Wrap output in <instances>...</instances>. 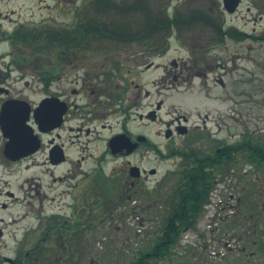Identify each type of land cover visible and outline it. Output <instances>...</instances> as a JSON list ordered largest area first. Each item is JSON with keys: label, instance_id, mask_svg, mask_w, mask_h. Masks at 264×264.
Wrapping results in <instances>:
<instances>
[{"label": "rangeland", "instance_id": "obj_1", "mask_svg": "<svg viewBox=\"0 0 264 264\" xmlns=\"http://www.w3.org/2000/svg\"><path fill=\"white\" fill-rule=\"evenodd\" d=\"M55 1L11 0L1 6L4 11L13 9L14 18L25 20L31 30L36 29L40 32L67 25L72 19L71 11L75 10V7L79 11L85 2L90 4V1L85 0H62L60 6H55ZM110 1L114 5H121V2L131 0ZM183 1L172 0V5L177 7L178 14L182 16L181 19H187L186 15L190 17L192 12L196 11L197 7L199 8L200 0H194L190 7L185 6ZM161 3L162 0L152 1L148 3V6L151 10L156 11ZM92 5L86 7L88 8L86 14L91 18L94 14ZM248 5L254 4L251 0H242L236 12L227 15L228 25L242 26L248 31L255 29L256 33H260L264 29V22L253 21L250 18L251 16L257 18L256 12L260 11L253 6L250 11H247ZM205 7L207 8L208 4L205 3ZM191 10L193 11L191 12ZM107 11V13L98 15L101 20H135L136 22H143L144 20L141 14L122 17L114 10L108 9ZM13 26L10 24V27L14 28ZM205 28L207 30V26ZM202 29L196 20L181 22L174 30L176 33L170 40L167 53L163 58L154 60V62L168 64L171 58L186 57L187 51L182 43L197 49L198 47L193 46V43L195 44L199 40L200 33L205 31ZM28 46L37 47L35 44ZM101 48L108 53L103 55L102 51H99ZM91 49L94 51L88 52L85 59V56L81 57L84 59L82 62L77 59L72 64L75 67L80 64L87 66L92 75L91 80H88L89 82L92 81L90 85L94 86V81H97L96 88L98 90L100 88L102 93L95 101L99 105L97 109L109 114L105 119L95 121L90 119L88 121L90 127L97 128V131L90 135L75 136V127L82 126V123L85 122L80 114L75 115L76 118L72 120L69 118L61 128V139L68 146L69 154L74 159L82 160L80 165L76 162L75 166H69V169L73 170V175L67 176L68 165L66 164L55 167L51 171L41 162V157L38 154L34 158L29 157L20 161H7L0 164V192L2 193L0 194V202L6 203L5 208L0 207V227L3 233L0 237V258L3 256L16 258L30 246L39 244L40 252L49 251L47 253L49 257L44 260V263L56 264L55 258L64 256L63 260L58 261L59 264H131L139 251L149 248L150 242L155 237L154 233L163 221L158 217V214H163L162 210L166 208L167 192L169 186L177 180L178 173L175 174L174 171L179 168L182 160L178 156L162 158L155 152L145 153L143 148L128 156H111L105 152V143L112 134L126 127L131 132H142L156 139L157 144L164 151L167 147L175 148L186 144L182 138L185 140L188 136H175V138L167 140L162 131L164 121L173 115L189 113L192 116L191 120H197V113H204L205 108H201L199 97H197L199 96V92L196 91L198 79L194 78L195 92L191 95L192 98L180 97V94L175 90L183 88L181 83L175 84L176 87L166 88L165 85H169V82L162 83L159 81L162 68H157L156 65L145 67L149 63V59L152 58L148 54L149 49L146 46L136 42L127 49L126 47L117 48L113 42H106V39L102 38L97 39L91 45ZM30 50L28 48V52ZM0 52H3L2 47H0ZM221 55L226 60L227 57L230 59L233 55L232 59H234V62L228 61V66L232 70L229 76L226 75V79L229 78L232 81L226 88L232 99L227 98V101L208 100L209 104L218 109L214 110L209 106L212 109L211 114L219 119L222 128H226L225 124H227L232 132L237 135L246 129L252 139H264V40H246L242 43L228 42V48L226 51L222 50ZM36 57L37 55L31 56L29 64L34 62ZM43 57L44 63H49V57L47 55ZM72 69L78 70L80 74L83 73V70L78 66L77 68L61 67L59 70L60 77L68 79L72 75ZM104 71H107V74L101 76L100 73L103 74ZM110 72L114 74L112 77L108 75ZM22 73V71H14L12 76L15 77ZM23 74L25 76L10 88V94L14 97L25 96L31 102H37L40 97V90L36 79L32 77V74H36V72H31L28 68V72L25 71ZM106 77H110V79L106 80ZM26 79L29 81L28 85L24 84ZM137 85L142 88L140 95H137ZM71 86L77 87L72 83L63 81L61 88L69 91L68 88ZM118 86L121 97L119 96L118 99L116 96L113 98L109 96L110 93L117 92ZM145 89L149 90L148 96L144 95ZM224 90L220 88L221 97L227 96L224 94ZM69 98L80 105L91 100L86 93L81 97L70 93ZM159 99L163 100V106L157 112L158 119L151 120L139 117V113L144 114L153 107L149 103H154ZM123 109L129 110L130 115L127 116V112ZM102 123L106 126L103 127ZM68 125L74 129L69 130ZM190 138L192 139V137ZM229 138H233V136ZM195 143L198 146L200 142L196 141ZM196 144L190 145L196 146ZM99 160L102 170L96 168L93 172L95 163ZM128 161L147 168L155 167L157 169V173L148 175L146 181L150 185L149 188L154 185L157 192H150L153 188H146L144 191L137 192L139 197H134L135 190L126 191L122 185L123 193L131 195V197L121 201L119 200V186L121 185L103 184L107 179L109 181L118 179L120 175L127 177ZM234 170L236 177L240 175V168ZM168 171H173V173L166 178V182L162 183L161 179ZM60 175L65 177L58 180ZM54 177L55 180H53ZM246 179L251 183H247ZM236 184L237 186H235ZM233 187L232 192L235 193L262 192L264 189V168L253 166L246 177H243L242 180L237 179ZM6 191H11L13 196H6ZM148 193H151L149 199ZM229 193L227 190L221 196L222 202L215 208L216 221H219V216L228 213V207H224V205H226ZM90 203H92L91 206H89ZM60 206L62 209L58 212ZM83 209L86 210L88 216L86 212H83L81 218L77 219L84 220L86 218L87 223L93 226L92 231H75V236L66 234L64 236L65 250L60 248L59 239L54 238L50 241V236L46 238L47 235L44 234L42 226L52 222L54 215L60 216L61 219L63 217L68 218L71 213L76 211L80 213ZM210 214L211 212L206 211L200 217L201 227H206L211 221ZM69 219L72 220L73 218L69 217ZM228 223V221L225 222L226 225ZM70 237L73 238L71 242L67 241ZM40 252H35V254L40 255ZM190 253H184L178 247L173 252L175 255L172 254L171 258L161 259L153 264H178L190 259L188 258ZM32 256L33 253L26 259L31 260ZM71 256L73 260L70 258ZM30 260L24 264H31ZM197 263L193 262V264Z\"/></svg>", "mask_w": 264, "mask_h": 264}, {"label": "flooded vegetation", "instance_id": "obj_2", "mask_svg": "<svg viewBox=\"0 0 264 264\" xmlns=\"http://www.w3.org/2000/svg\"><path fill=\"white\" fill-rule=\"evenodd\" d=\"M8 1L11 0H0V47H2L3 50V52H0V164H3L7 161H20L29 157L34 158L35 155L38 154L39 157H41V162L51 171L55 167L66 164L68 165L67 176L73 175V170H70L69 166H75L76 162H78L80 165L82 160L74 159L69 154L68 146L61 139V128L66 124L69 118L72 120L76 118L75 115L80 114L82 115L81 118L85 120V122L82 123V126L75 127V136H79L81 134L90 135L96 132L97 128L90 127L88 121H90V119L92 121L105 119L109 113H104L103 111H99L97 109L99 105H97L95 101L96 98L101 96L102 93L100 88L99 90L96 88L97 81H94V86L90 85V82L92 81L89 82L88 80H91L90 78H92V75L90 74V71L86 65H77L81 70H83V73L80 74L78 70L72 69V75L68 79H62L60 77L59 70L61 67L70 68V66L72 68H77V66L75 67V65L72 63H75L77 59L82 62L88 55L87 53L94 50H92L91 47L86 49L76 47H39L37 49L30 50L29 53L27 47L22 45L19 46V44L13 46L11 34L13 33L12 31L14 28L10 27V24H12V26H23V24L27 23L25 20H21L20 18H14L13 9L9 11L3 10L1 5ZM85 1H90V4H86L85 2V5H92V0ZM193 1L194 0H184L183 3L185 6L190 7ZM61 2L62 0H56L55 6H60ZM241 2L242 0L239 2V5ZM199 3V8L197 7L196 11L192 12L194 9L191 10L192 14L190 13V17L186 15L187 19H182L184 22L196 20L202 26V30H205L200 33L199 40L195 44L193 43V46H197L198 48L194 49L190 47L191 45L188 46L186 43H182V46L187 51L186 57L171 58L168 61V64L155 63L154 60L164 57L168 51L167 49L163 53H158L152 56V58L149 59V63L146 64L145 67L156 65L157 68H162L163 71L159 81L162 83L165 81L169 82V85H165L166 88L176 87L175 84L181 83L183 88L179 90L176 89L175 91L180 94V97H185L188 99H191V95L195 92V86L193 84L194 78L198 79L196 91L199 92V96L197 97H199L201 108H205L204 113H197V120H191L192 116L189 113H180L171 116L170 119L164 121V128L162 131L163 136L167 140L181 135L184 137H197L198 143L200 142L198 145L200 156L207 159L206 161H203L202 164H217L220 162L228 163L236 160L237 156L241 155L243 152L241 147H234L235 142L242 139L243 136H245L247 141L248 136L250 135L246 129H244V132L238 133L237 135L236 133L232 132V129L227 124H225L226 128H222L219 123V119L215 118V116L211 114L212 109L215 110L217 108H215L212 104H209L208 100L227 101V98L230 100L232 99V97L229 95L230 92L226 90L232 81L231 79L229 80V78L226 79V75L229 76L232 70V68L228 66V61L234 62V59H232L233 55L230 59L228 57L227 60L223 59L221 51H226L228 48V42L242 43L246 40L263 41L264 29H262L260 33H256L255 29L248 31L242 26L228 25L227 15L234 14L239 7L238 5L233 12H229L226 6L230 5L229 0H200ZM205 3L208 4L207 8L205 7ZM258 5H261L260 10L257 8V10L260 11L256 12L258 17L256 18L255 16H251L250 18L253 21L259 20L260 22H264V0H259ZM250 9H252V6L248 5L247 11H250ZM241 17L244 18V16ZM205 26H207V30ZM240 34L243 37L237 38ZM94 42L96 41H89L88 44L92 45ZM99 51H102L101 53L103 55L108 53L105 52L103 48L99 49ZM34 55H37L35 61L29 64L31 56ZM44 55L49 57V63H44ZM82 56H85L84 59L81 58ZM28 68L31 70V72H36V74H32V77L36 79L37 86H39L40 90L39 99L37 102H32V111L38 103L40 104L42 102L39 116V127L35 125V133L36 137L38 138L39 145L35 152L22 157L12 158V156H8L6 153H4V145L7 141V138L4 136L2 125L6 126L8 122L6 120L2 121L1 108L6 100L12 98L28 99L25 96L14 97L10 94V88H12L15 83L25 76L23 73L25 71L28 72ZM14 71H22L23 73L13 77L12 72ZM105 74H107V71H104L103 74L100 73L101 76ZM108 75L112 77L114 74L113 72H110ZM109 79L110 77H106V80ZM63 81L72 83L77 87L71 86L68 88L69 91H66L65 88H61ZM28 82V79L24 80L25 85H28ZM137 87V95H140L142 88L139 87V85H137ZM220 88L225 89L224 94L227 96L221 97ZM106 91L109 93L108 90ZM119 91L120 87L118 86L117 92L110 93L109 96L112 98L116 96L119 99V96L121 97ZM157 92L160 93V91ZM70 93L80 95V97L86 93L88 97L91 98V100L88 102H83L80 105L69 98ZM149 94V90L145 89L144 95L148 96ZM55 97L64 100L68 105V108L63 115V121L60 125H57L60 113L59 105L55 102L45 103L47 98ZM149 105L153 107L148 109L144 114L139 113V117H145L146 119L151 120L158 119L159 115L157 112H159L163 106V100L159 99L154 103H149ZM125 112H127V116L130 115L129 110H125ZM231 115L233 118H235L233 114ZM28 122L34 125L32 118H30ZM102 126L104 127L106 125L102 123ZM181 126H186V131L184 134L178 133V127ZM68 129L73 130L74 127L68 125ZM168 129L169 132L166 136ZM119 132H125L131 137L133 142L137 141L138 144L133 150V153L142 148L145 153H156V149L159 145L157 144V140L151 138L149 135L142 132H131L126 127H123V129ZM230 136H233V138H229ZM110 137L105 143V152L109 154L111 152V150L108 148V141ZM188 137L185 140L182 138L183 142H189ZM260 142L262 146L261 150H264V139H261ZM124 155L127 154L125 153V148H122V150L114 156ZM61 157L62 160H59ZM212 159H214V161L210 162ZM127 164H129L127 177H122L121 179V184L125 185V190H135L133 193L134 195L138 191H144L146 188L149 189L150 185L146 181L148 180V175H150L151 168L137 164L140 169L139 171H136L137 176L133 177L129 174V167L135 163H129L128 161ZM242 164L243 162H241V165ZM261 167L264 168V155L261 162ZM96 168L102 170L100 160L96 161L93 172H95ZM64 177L65 176L60 175L57 179L62 180ZM128 178H130V181H128ZM55 179L56 178L54 177L53 180ZM103 183L106 184L108 182L105 181ZM247 183H251V181L248 180ZM123 190L124 189L120 188L119 200H122L123 197H131V195L124 194ZM68 193L70 194V192ZM0 194L2 193L0 192ZM5 195L12 197L13 193L11 191H6ZM231 200L233 201L228 206L227 214L219 216V221L213 222L212 224L209 223L206 227L196 229L197 233L189 237L188 243L183 246V251L184 253L191 252V255L188 257L190 259L187 258L188 260L184 262L190 264H193V262H198L197 264H264V189L259 193H253L251 191L237 193L233 195ZM118 203L120 202L118 201ZM5 205V202H0V207L5 208ZM91 205L92 203H90L89 206ZM61 209L62 206L59 207L58 212L61 211ZM90 210L91 207L89 212ZM83 212L85 213L86 210L83 209L80 213H78V211L71 213L69 217H72V220H70L69 217H63L61 219V217L57 215V221L62 220L61 223L58 222L54 225L42 226L44 229V234L47 235L46 238L50 236V241L54 240V238L59 239L61 242V244L59 242L60 248L65 250L66 247L64 246V236H66V234L69 236H75V231H92L93 226L87 223L86 218L84 220L77 219L81 218ZM86 215L88 216L87 212ZM226 221L229 222L228 225L225 224ZM194 225L195 224H192L191 226L184 227L183 229L193 227ZM2 234L3 233L0 227V237ZM72 240V237L67 239L69 242ZM196 248L197 250H195ZM40 249L41 248L39 244H34V246L32 245L26 249L24 251L25 262L30 260L26 258H28L33 253V256L30 260L31 264H35V262H40L39 264H51L44 263V260L49 257L47 254L49 251L46 252L44 250L45 252L41 251V253ZM35 252H40V255L35 254ZM83 256H85V253H83ZM62 258H64V256H59L55 258L54 261L56 264H59L58 261H60ZM70 258L73 260L72 256ZM13 261L14 260L10 261L7 259L6 256L0 258V264H13Z\"/></svg>", "mask_w": 264, "mask_h": 264}, {"label": "trees", "instance_id": "obj_3", "mask_svg": "<svg viewBox=\"0 0 264 264\" xmlns=\"http://www.w3.org/2000/svg\"><path fill=\"white\" fill-rule=\"evenodd\" d=\"M152 1L154 0H131L114 5L110 0H92L95 13L92 18L85 13V9L73 22L63 27L40 32L29 28L25 34L22 30L13 33L12 39L15 42L16 38H21V43L38 46L39 35H42L43 39L50 40L51 46L86 49L91 47L89 41L103 38L106 42H113L117 48L127 49L138 42L146 46L148 52L163 51L167 45H165L167 35L174 32L182 21L178 14L174 13V16H171L162 3L156 11L151 10L148 3ZM108 9L116 11L122 17L141 14L144 20L143 22L101 20L98 14L108 12ZM238 145L246 146V149L252 151L253 156H258L257 158L261 160V150L257 144L239 142ZM169 154L179 156L183 162L180 169L175 172L178 173V177L167 194L164 213L158 214L163 219L160 234L155 244L148 250L149 253L140 252L131 264H151L153 261L151 256L158 259L159 256L167 257L170 254L171 248L178 243L183 228L191 226L194 219L203 211V205L214 183L215 171L221 169L220 165L202 164L206 159L191 146L173 148ZM149 197L150 195L148 199Z\"/></svg>", "mask_w": 264, "mask_h": 264}, {"label": "water", "instance_id": "obj_4", "mask_svg": "<svg viewBox=\"0 0 264 264\" xmlns=\"http://www.w3.org/2000/svg\"><path fill=\"white\" fill-rule=\"evenodd\" d=\"M229 2L230 5L226 6L229 11H233L238 3V0H229ZM16 103H20L22 106ZM64 110V103H60L59 122H61V114ZM28 116L29 107L24 101H7L3 105L1 117L3 118V120H6L8 122V125H2V128L5 135L9 137V141L5 145V153L9 156H12L13 158L14 156H19L31 152L35 150L37 146V137L32 134L31 127L25 123V121L28 119ZM39 116L40 106L35 108L34 110V117L38 124ZM122 138H124L125 141L130 142L128 136H126L125 134H118L110 139L109 146L112 152H116L118 150L119 144L122 142ZM129 145L130 146L126 150L127 153L130 152L135 146L134 143H131ZM136 169H138L136 166H132L130 169V173L135 175Z\"/></svg>", "mask_w": 264, "mask_h": 264}]
</instances>
